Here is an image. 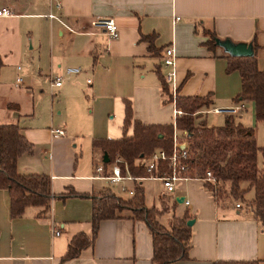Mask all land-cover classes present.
I'll return each mask as SVG.
<instances>
[{
    "label": "crops",
    "instance_id": "0c3cea01",
    "mask_svg": "<svg viewBox=\"0 0 264 264\" xmlns=\"http://www.w3.org/2000/svg\"><path fill=\"white\" fill-rule=\"evenodd\" d=\"M55 2L60 3L59 9L54 7ZM3 7L9 8L13 16L0 18V23L16 24L18 29L25 23L26 28L25 33L19 31L16 36L13 30L8 31L15 41L10 61L20 62L24 52L29 53L39 75L61 78V87L54 90L63 107L60 115L66 113L56 126L26 129L21 127V116L15 112L21 108L17 101L0 109V125H17L30 145L22 157L28 154L41 165L47 162L45 173L41 174L32 166L22 164L21 168L28 175L46 176L55 196L47 207H27L14 219L10 216V193L0 189V264H153L152 234L145 222L129 215L101 221L93 244L79 257L62 261L75 236L90 238L92 201L57 197L69 191L100 194L105 190L100 177L110 174V169L105 168L102 174L81 172L75 142L87 128L95 163L103 159V153L93 148L92 141L109 139L115 124H121L123 132L125 102L130 103L132 121L172 126L173 106L161 90V82H165L170 71L162 65L168 47L174 51L177 98L207 100L209 107L243 103L245 111L234 120L255 131L263 122H256L253 102L236 100L241 93L239 73L227 71L228 54L220 47L211 48L209 35L201 31L222 41L251 46L257 67L263 71L264 0H0V8ZM49 14L58 20H50ZM101 18L114 21L117 38L94 27ZM64 25L76 33H70ZM145 36L152 39L143 40ZM25 38H29L28 49ZM69 68H78L80 73L67 76ZM17 81L14 86L21 87ZM165 84L171 93L170 84ZM5 95L1 96L9 100ZM68 100L72 106L65 107ZM247 105L252 111L250 117L246 114ZM115 119L118 122L112 121ZM55 130H62L64 136H58ZM129 130L132 132V127ZM257 146L264 147L258 143ZM97 166L96 163L95 169ZM146 180L155 181L142 178L119 186L130 183V191L137 183L144 189ZM164 193L167 194L165 190ZM253 195L249 191L244 199L250 201ZM169 196L170 208L174 209L172 217L187 214L194 221L188 259L172 264H264V228L243 202L220 203L197 179L182 182ZM183 198L190 202L189 206L182 203ZM237 203L240 208L235 207Z\"/></svg>",
    "mask_w": 264,
    "mask_h": 264
},
{
    "label": "trees",
    "instance_id": "16d2710c",
    "mask_svg": "<svg viewBox=\"0 0 264 264\" xmlns=\"http://www.w3.org/2000/svg\"><path fill=\"white\" fill-rule=\"evenodd\" d=\"M209 35L208 45L217 47L216 37ZM150 41L152 37H143ZM150 50L153 51V48ZM227 71H237L241 78V93L237 101H251L255 107L256 122L264 123V70L257 67L256 58L229 57ZM162 95L170 103L171 93L164 81L161 82ZM210 102L202 99L178 97L176 106L183 115L176 120L180 143L185 142L186 157L181 163L186 165V176L203 178L206 171L218 176L217 186L206 184L214 198L218 201L222 196H228L235 201L245 202L253 218L264 228V147L259 148L253 128L244 127L234 118H225L222 126L209 127L205 121L196 124L193 113L209 107ZM132 127V135L127 136V130ZM124 136L120 139L93 140V148L107 154L110 161L119 156L127 166L128 173L133 178L161 177L169 172L167 163L160 164L156 171H146V161L155 150H163L167 155L172 152L173 128L171 125H144L132 121L130 103L125 102V117L123 121ZM30 149V145L20 133L17 125H0V189L10 193V216L20 217L25 208L32 206L47 207L55 196L52 195L50 181L43 175H20L17 172L18 159ZM182 151V150H181ZM122 175L125 169L122 167ZM253 191L250 201L244 195ZM70 197L89 198L92 201L91 236H75L69 243L62 261H68L80 256L81 252L93 244L99 224L104 220L119 218L123 211H131L133 219L146 223L152 234V263L172 264L188 259V249L191 239V228L187 226L189 218L184 214L180 218L173 217L169 229L158 224L156 217L168 212L167 206L161 202V210L147 208L144 189L135 184L133 195L127 200L105 189L100 194L80 195L73 191L58 196L59 199ZM164 209V210H163ZM170 210V208H169ZM214 264H257L256 262H215Z\"/></svg>",
    "mask_w": 264,
    "mask_h": 264
},
{
    "label": "rangeland",
    "instance_id": "374dc122",
    "mask_svg": "<svg viewBox=\"0 0 264 264\" xmlns=\"http://www.w3.org/2000/svg\"><path fill=\"white\" fill-rule=\"evenodd\" d=\"M25 25V23H23ZM21 26L19 29L17 28L16 24L13 23H0V51H5V48H7L8 52L3 53L0 52V61H1V68H0V82L2 81V85H0V96L5 95L4 92H7L5 96L8 97L9 100H5L3 96L2 99L0 97V109H7L6 104H14L17 101L20 104V112L15 111L18 115L20 114L21 117H18L20 119V125L21 127H25L26 129L29 127H39L42 128L44 126L50 125H58L62 121L63 115L66 113L65 111L62 112L60 115V109H63L62 105H59V95L55 93V90L51 88V82L50 79L53 78H47L45 76L39 75L37 68L35 67L36 61L31 59V56L29 53L24 52L22 55L21 61H10L13 59L12 49L15 47V41L14 37L8 35L9 30H13L15 34L13 36H16L19 31H22L23 33L26 32L25 26ZM24 40V46L26 49L30 48V42L29 38H25ZM169 73V72H168ZM167 73V74H168ZM166 74V75H167ZM17 79L22 80L21 87H16L15 81ZM27 92V93H26ZM29 93V94H28ZM28 94V95H26ZM172 100V96L170 98V101ZM177 100V98H176ZM33 106V107H32ZM65 107L72 106V102L68 100L65 105ZM233 106V105H230ZM230 106H216V107H230ZM247 112L246 114L252 113L250 105H247ZM33 111V112H32ZM89 114V110H87L86 114ZM88 114L86 116H88ZM205 121L206 125L211 126H220L223 123L224 118L218 117L214 118L210 115L205 116H196V124H199V121ZM114 122H118L117 119L112 120ZM121 124H115L112 128V131L109 132V139H119L123 137V132L120 129ZM76 130L81 131L76 128ZM256 131V140L258 145L264 146V123H258L257 127L255 128ZM131 131L129 130L126 135H131ZM82 135L80 140H77L75 144L76 147V154L78 155V163L79 168L81 172L84 173L86 171L87 173H90L91 175L95 173V165L102 166L106 170H109L110 167L108 164L102 163V158H99V160L96 161L92 155L93 149L91 147V137L87 130V128L82 130ZM180 137V136H179ZM81 146V147H80ZM22 157V156H21ZM19 166L23 164L22 167H31L33 169H37L39 173H45V169L47 162H44L41 165V162H36L35 158L31 155L29 156L24 155L22 158H19ZM115 158L110 161L113 162ZM18 163V161H17ZM49 163V162H48ZM124 166L123 164L121 165ZM18 174L20 175H28V172H25L21 166L19 169H17ZM95 176V174H94ZM99 176V175H98ZM195 179V178H194ZM101 184L105 186V189L111 190L116 195H121L120 197L124 200H127L128 194L127 193H121L120 189L122 186H112L106 181H102ZM182 184L179 182L175 188L177 189L178 186ZM131 184L127 183L125 184L126 190L130 189ZM124 187V188H125ZM143 187L145 190V204L148 208H156L158 210H161V201H163L164 206H167L170 208L171 202L168 199L170 197V194H165L163 186L160 181H148L146 180L143 182ZM127 190V191H128ZM164 193V194H163ZM168 196V197H167ZM249 197V196H248ZM219 201L222 202H232L235 203L236 201L233 198H228V196H222V198ZM238 203L241 201H237ZM246 206V203H243ZM167 214L164 216H157L156 221L158 224L162 225L164 228L169 229L170 223L172 220V216L174 213V209L170 208ZM164 210V209H163ZM120 215H129L130 217H137L133 215L131 211H123L120 213ZM136 220V219H135Z\"/></svg>",
    "mask_w": 264,
    "mask_h": 264
},
{
    "label": "built area",
    "instance_id": "2783aa9c",
    "mask_svg": "<svg viewBox=\"0 0 264 264\" xmlns=\"http://www.w3.org/2000/svg\"><path fill=\"white\" fill-rule=\"evenodd\" d=\"M54 7L56 9L60 8V3L55 2ZM13 13L12 11L7 8L3 7L0 8V18H7V17H12ZM50 20L58 18L53 15L49 14L47 16ZM64 27L70 32V33H76L72 28L65 26ZM94 27L102 32H105L110 38L115 39L118 37V29L112 19H97L94 23ZM162 65L169 69V73L165 76V82L167 84H170L171 88V104L173 106V145H172V152L170 155H167L163 150H155L152 155L149 157L148 161L145 164L146 171L148 173H152L157 170L158 166L160 164L167 163V169L169 172L163 174L161 177H154L151 176L149 178L145 179H151V180H158L161 182L163 189L165 190L166 193H174L176 191L175 186L179 182H184L187 181L191 178L187 177V167L186 165L181 163V159H184L186 157V154L184 153V150L181 151L179 148V145L185 144L186 148V143H180L179 141V136L177 133L176 129V120L183 115V112L181 109H179L176 106V98H177V93H176V86H175V59H174V51L172 47L166 48L164 51V55L162 58ZM80 73V69L78 68H69L66 70V75L71 76ZM51 82V88H59L62 85L63 80L61 78H52L50 80ZM90 83V81H88ZM22 80L18 79L17 85L21 86ZM245 111V106L243 103H238L236 105L230 106V107H208V108H202L198 109L193 113V116H207L210 115L214 117L215 119L218 117L222 118H238L243 112ZM55 134L58 136H64V133L62 130H55ZM124 165L123 168L125 169V175H122V166ZM103 167L102 166H97L95 171L98 174L103 173ZM104 180H106L110 185L112 186H118L122 184L125 181H140L142 178H133L127 171V166L124 164L123 160L119 157L116 156L115 160L111 162L110 164V174L104 177H100ZM197 180H200L204 184H212L214 187L217 186L219 177L214 176L212 172L206 171L203 178H195ZM121 193H127L129 196L133 195V190L127 191L124 187L120 189ZM182 203L185 206H189L190 202L188 200H185L183 198ZM236 208H240V204L235 205ZM55 235L58 236L59 232H55Z\"/></svg>",
    "mask_w": 264,
    "mask_h": 264
},
{
    "label": "water",
    "instance_id": "95a60500",
    "mask_svg": "<svg viewBox=\"0 0 264 264\" xmlns=\"http://www.w3.org/2000/svg\"><path fill=\"white\" fill-rule=\"evenodd\" d=\"M215 44L217 47L222 48L229 57H251L254 54L251 46H247L245 44H233L230 40L227 39L223 41L216 39ZM179 148L183 151L185 149V144L179 145ZM109 161L110 160L107 154L104 153L102 159L103 164H108ZM193 223V220H189L187 222V226L191 227Z\"/></svg>",
    "mask_w": 264,
    "mask_h": 264
}]
</instances>
